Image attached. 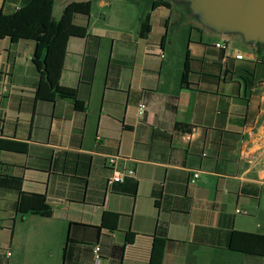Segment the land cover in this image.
I'll return each instance as SVG.
<instances>
[{
    "label": "crops",
    "instance_id": "crops-1",
    "mask_svg": "<svg viewBox=\"0 0 264 264\" xmlns=\"http://www.w3.org/2000/svg\"><path fill=\"white\" fill-rule=\"evenodd\" d=\"M159 1L142 0L146 11L133 29L99 25L93 10L76 16L88 34L69 39L61 85L77 90V102L38 100L35 44L0 40V139L25 148L2 152L4 170L52 208L50 218L18 215L17 194L0 189V232L11 251L45 252V264H63L71 236L70 264H94L96 245L101 264H149L162 232L173 241L163 264H191L192 254V264H264V256L229 248L233 231L264 235V48L208 26L210 34L241 37L251 51L193 25L188 32L173 22V10L193 15L190 4L152 7ZM20 6L0 0V13ZM145 12L151 32L141 38ZM218 43L229 46L226 56ZM187 53L191 73L183 85ZM109 157L134 176L109 185ZM105 213L120 216L117 230L108 229L113 219L103 228ZM18 218L28 225L24 233Z\"/></svg>",
    "mask_w": 264,
    "mask_h": 264
},
{
    "label": "trees",
    "instance_id": "trees-1",
    "mask_svg": "<svg viewBox=\"0 0 264 264\" xmlns=\"http://www.w3.org/2000/svg\"><path fill=\"white\" fill-rule=\"evenodd\" d=\"M157 6L168 5L164 0H160L152 4V7ZM54 8L55 0H21L20 8L14 13H0V40L9 38L12 43L26 40L35 44L32 62L41 77L36 89V98L38 100L77 102V90L63 87L61 85V75L64 69L69 39L72 37L82 38L88 34V27L75 24V18L78 15L89 17L93 10V4L91 1L72 2L64 8L59 20L54 18ZM150 20V14L147 12L143 13L140 18L139 36L141 38H146L150 34ZM257 46L264 48V44L260 42L257 43ZM222 51L226 56V52ZM190 73L191 58L189 53H187L182 76L183 85L188 83ZM181 127L179 125V128ZM24 150L25 148H22L19 144L0 139V189L17 194L15 207L18 215L50 218L52 216V208L48 203L47 197L41 194L23 192V179L10 175L4 170L2 152H21ZM133 195H136V191ZM119 217L115 213H105L103 216V228H107L109 220L113 219V224L108 229L117 230ZM70 235H72V230ZM134 239V234H126V244H133ZM169 243H173V241L168 240L162 232L154 237L149 264L164 263ZM74 245L75 241L70 236L64 249L63 264L71 263ZM97 246L99 245L95 247ZM229 248L233 252L264 256V235L233 231ZM193 262L194 255L192 254L189 263L192 264Z\"/></svg>",
    "mask_w": 264,
    "mask_h": 264
},
{
    "label": "rangeland",
    "instance_id": "rangeland-1",
    "mask_svg": "<svg viewBox=\"0 0 264 264\" xmlns=\"http://www.w3.org/2000/svg\"><path fill=\"white\" fill-rule=\"evenodd\" d=\"M83 1H91L93 4V13H92V20L93 22L102 25L104 21H106L109 26H111V29L113 27L117 28H136L137 27V21L140 13L145 10L146 3L142 2V0H104L106 3L105 7L100 6L101 0H55V8H54V18L56 20H59L61 18V15L63 13V10L66 6H68L72 2H83ZM146 11V10H145ZM179 22V25H181L184 29L190 31V26H196L204 31H206L208 34L207 37H221L223 40L228 41L231 46L235 47L238 46L242 50L245 51H251V48L247 46L243 39L239 36H220L219 34H210L209 28L207 26H203L204 24H201L199 20V16L197 15H185L182 16L181 12H178L177 8H174L173 10V22ZM212 33V32H211ZM208 39V38H207ZM33 43V42H32ZM107 43V44H106ZM105 43V52L107 54V47L108 42ZM1 205V204H0ZM3 208L0 206V226H5L4 221H2ZM22 218H18V226L20 227V230L24 233V229L28 227L27 224L22 225L20 221ZM9 222V221H8ZM22 232L20 234H22ZM24 235V234H23ZM21 237L20 235L18 236ZM8 252H11L13 257L8 258V260H5L4 257H6V254ZM38 256L39 257V263L45 264V252H34L28 251V252H22V250L13 248L12 251L9 249L8 245V237L5 238V236L1 235L0 232V257H3V264H22L20 262V259L22 256H24L25 262L23 264H32L30 256ZM10 256V255H9ZM27 261V262H26Z\"/></svg>",
    "mask_w": 264,
    "mask_h": 264
},
{
    "label": "water",
    "instance_id": "water-1",
    "mask_svg": "<svg viewBox=\"0 0 264 264\" xmlns=\"http://www.w3.org/2000/svg\"><path fill=\"white\" fill-rule=\"evenodd\" d=\"M190 4L194 15L215 31L239 33L264 44V0H173Z\"/></svg>",
    "mask_w": 264,
    "mask_h": 264
},
{
    "label": "built area",
    "instance_id": "built-area-1",
    "mask_svg": "<svg viewBox=\"0 0 264 264\" xmlns=\"http://www.w3.org/2000/svg\"><path fill=\"white\" fill-rule=\"evenodd\" d=\"M216 47L218 49H221V50H224L226 53H228L229 51V46L225 43H218L216 45ZM234 58L236 60H244V55L241 54V53H237L234 55ZM145 109H146V106L145 105H140V111H141V114L143 115L144 112H145ZM117 158L118 157H109V160H108V165L113 168L112 171H113V174H112V177L109 179V185H112L114 183H122L125 181L126 178L128 177H133L135 172L133 170H119L117 169L115 166L117 164ZM199 177V174L196 173L194 175V180L192 181L193 183L195 182V179ZM10 255V253H8V256ZM101 260H102V257H101V254H100V247L97 246L95 247L94 249V264H101Z\"/></svg>",
    "mask_w": 264,
    "mask_h": 264
}]
</instances>
